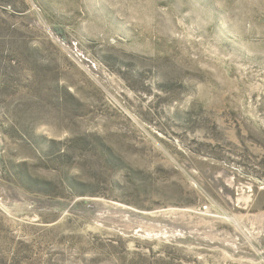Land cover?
Wrapping results in <instances>:
<instances>
[{
  "label": "rangeland",
  "instance_id": "374dc122",
  "mask_svg": "<svg viewBox=\"0 0 264 264\" xmlns=\"http://www.w3.org/2000/svg\"><path fill=\"white\" fill-rule=\"evenodd\" d=\"M0 264H264V0H0Z\"/></svg>",
  "mask_w": 264,
  "mask_h": 264
}]
</instances>
